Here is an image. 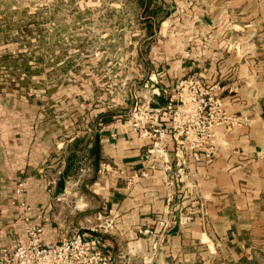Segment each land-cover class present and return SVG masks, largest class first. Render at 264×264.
Wrapping results in <instances>:
<instances>
[{
	"label": "crops",
	"instance_id": "0c3cea01",
	"mask_svg": "<svg viewBox=\"0 0 264 264\" xmlns=\"http://www.w3.org/2000/svg\"><path fill=\"white\" fill-rule=\"evenodd\" d=\"M149 2L135 15L157 47L136 56L153 69L134 104L95 110L83 100L48 119L30 93L0 88V248L24 239V216L49 243L63 222L83 228L82 216L93 224L111 210L116 226L102 235L111 264H264V0H183L180 11ZM191 74L221 87L226 114L245 120L215 127L210 157L205 147L176 155L170 133L165 107ZM146 116L168 147L152 170ZM20 182L29 212L13 204Z\"/></svg>",
	"mask_w": 264,
	"mask_h": 264
},
{
	"label": "rangeland",
	"instance_id": "374dc122",
	"mask_svg": "<svg viewBox=\"0 0 264 264\" xmlns=\"http://www.w3.org/2000/svg\"><path fill=\"white\" fill-rule=\"evenodd\" d=\"M149 1L0 0V88L30 93L48 119L65 116L83 100L95 110L134 104L144 97L145 74L153 69L136 56L146 59L157 47L153 29L144 31L147 20L135 15ZM182 1L167 0L179 11ZM155 19L152 28L159 31ZM175 19L182 22L181 14ZM85 217L83 228L97 224Z\"/></svg>",
	"mask_w": 264,
	"mask_h": 264
},
{
	"label": "built area",
	"instance_id": "2783aa9c",
	"mask_svg": "<svg viewBox=\"0 0 264 264\" xmlns=\"http://www.w3.org/2000/svg\"><path fill=\"white\" fill-rule=\"evenodd\" d=\"M219 86H207L196 75L179 78L175 92L165 107L171 116L169 126L178 147L176 155L205 147L208 157L216 153L214 129L220 125L235 126L244 124L239 116L226 114L217 92ZM149 118L143 119V133L150 140L143 161L149 170L154 163L161 162L167 156V143L164 130L148 126ZM136 176H134L135 178ZM25 182L16 189L17 199L13 202L21 210L29 212L31 206L20 197L23 196ZM192 215L180 218V223L188 224ZM24 239L17 240L6 248H0V264H111L112 257L102 245V235L111 232L117 223L113 211L98 214L97 224L90 228L62 227L56 242H45L46 230L41 224H35L29 216H24ZM82 229H86L83 231ZM145 233L148 230L144 231Z\"/></svg>",
	"mask_w": 264,
	"mask_h": 264
}]
</instances>
